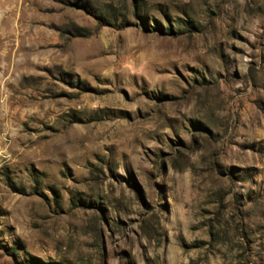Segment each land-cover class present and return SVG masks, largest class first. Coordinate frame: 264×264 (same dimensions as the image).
Returning <instances> with one entry per match:
<instances>
[{"label": "rangeland", "instance_id": "rangeland-1", "mask_svg": "<svg viewBox=\"0 0 264 264\" xmlns=\"http://www.w3.org/2000/svg\"><path fill=\"white\" fill-rule=\"evenodd\" d=\"M0 264H264V0H0Z\"/></svg>", "mask_w": 264, "mask_h": 264}]
</instances>
